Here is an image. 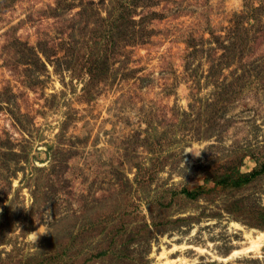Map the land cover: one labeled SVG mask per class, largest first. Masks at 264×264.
I'll return each mask as SVG.
<instances>
[{"label": "rangeland", "instance_id": "374dc122", "mask_svg": "<svg viewBox=\"0 0 264 264\" xmlns=\"http://www.w3.org/2000/svg\"><path fill=\"white\" fill-rule=\"evenodd\" d=\"M259 234L264 0H0V264H264Z\"/></svg>", "mask_w": 264, "mask_h": 264}, {"label": "trees", "instance_id": "16d2710c", "mask_svg": "<svg viewBox=\"0 0 264 264\" xmlns=\"http://www.w3.org/2000/svg\"><path fill=\"white\" fill-rule=\"evenodd\" d=\"M123 15H127V14H123V12H121L120 15L116 18L117 22H120V20H125V19H123ZM258 173L259 172H257V171H252L250 173L241 174L238 176V179L234 184L236 186L246 184V183L250 182L253 178H255L258 175Z\"/></svg>", "mask_w": 264, "mask_h": 264}, {"label": "clouds", "instance_id": "9594fccd", "mask_svg": "<svg viewBox=\"0 0 264 264\" xmlns=\"http://www.w3.org/2000/svg\"><path fill=\"white\" fill-rule=\"evenodd\" d=\"M200 154H201V153H199V154H193V155H195V156L198 157ZM183 165L185 166V162H183ZM44 234H46V232H45V230H44L43 225H41V226L38 228L37 231L32 232V233H30V234H27V238H28L29 242L34 246V245L37 243L39 237H40L41 235H44Z\"/></svg>", "mask_w": 264, "mask_h": 264}, {"label": "bare ground", "instance_id": "6f19581e", "mask_svg": "<svg viewBox=\"0 0 264 264\" xmlns=\"http://www.w3.org/2000/svg\"><path fill=\"white\" fill-rule=\"evenodd\" d=\"M263 241H264V234H259L256 237L255 241H251V247L250 248L258 247V245H260Z\"/></svg>", "mask_w": 264, "mask_h": 264}]
</instances>
